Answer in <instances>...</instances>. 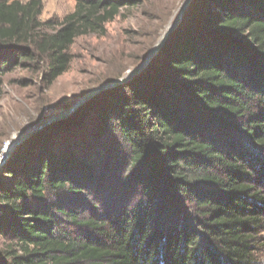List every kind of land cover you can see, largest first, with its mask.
I'll use <instances>...</instances> for the list:
<instances>
[{
  "label": "trees",
  "instance_id": "obj_1",
  "mask_svg": "<svg viewBox=\"0 0 264 264\" xmlns=\"http://www.w3.org/2000/svg\"><path fill=\"white\" fill-rule=\"evenodd\" d=\"M140 2L74 0L49 33L40 0H0V79L32 68L52 84L76 37L104 34ZM106 95L98 116L120 142L113 171L97 151L56 142L78 115L32 136L0 168V264H258L264 0H193L149 66ZM117 173L137 200L95 207L91 195Z\"/></svg>",
  "mask_w": 264,
  "mask_h": 264
},
{
  "label": "rangeland",
  "instance_id": "obj_2",
  "mask_svg": "<svg viewBox=\"0 0 264 264\" xmlns=\"http://www.w3.org/2000/svg\"><path fill=\"white\" fill-rule=\"evenodd\" d=\"M16 1L25 3L29 0ZM183 1L141 0L132 8L121 9L119 16L105 25L104 34L76 37L67 50L70 55L67 70L50 85L43 80L39 70L32 68H15L4 74L0 79V159L7 145L31 128L66 111L93 89L125 77L159 41ZM40 2L39 20H51L53 24L47 31L58 32L63 27L60 24L64 18L73 12L74 0ZM110 90L97 94L69 116L46 125L32 136L78 115V125L60 131L56 142L62 143L63 147H88L91 152L97 151L95 160L113 171L116 164L111 155L114 157L119 151L120 142L117 136L104 128L98 116L103 105L101 99L106 98ZM100 170L102 174L106 171L103 167ZM109 181L99 190L97 197L91 195V203L95 207L99 205V209H104V206H117L122 202L137 200L136 192L124 187L118 173L110 174ZM260 236L264 237V232ZM5 244L4 239L0 238V249ZM257 260L258 264H264V253Z\"/></svg>",
  "mask_w": 264,
  "mask_h": 264
},
{
  "label": "water",
  "instance_id": "obj_3",
  "mask_svg": "<svg viewBox=\"0 0 264 264\" xmlns=\"http://www.w3.org/2000/svg\"><path fill=\"white\" fill-rule=\"evenodd\" d=\"M193 0H184L177 11L175 17L170 21L168 26L165 29V32L159 39V41L149 50L145 58L135 67L133 68L125 77L110 82L106 85H102L100 87H97L93 89L91 92H89L87 95H85L83 98H81L79 101L74 103L70 108H68L66 111L52 116L49 119L45 120L41 124L31 128L28 130L25 134H23L21 137H19L17 140L9 143V149L6 153H4L3 157L0 159V168L4 164V162L11 156V154L20 146L22 145L26 140H28L34 133L39 131L40 129L44 128L46 125H49L51 123H54L56 121H59L62 118H65L72 114L77 108H79L82 104L93 98L99 93H102L104 91H107L109 89H113L117 86L123 85L128 83L129 81L133 80L137 75L142 73L149 64L153 61L155 56L158 54V52L161 50V48L164 46L165 42L167 41L168 37L171 33H173L181 24L183 17L191 5Z\"/></svg>",
  "mask_w": 264,
  "mask_h": 264
},
{
  "label": "bare ground",
  "instance_id": "obj_4",
  "mask_svg": "<svg viewBox=\"0 0 264 264\" xmlns=\"http://www.w3.org/2000/svg\"><path fill=\"white\" fill-rule=\"evenodd\" d=\"M8 149H9V145H7L6 150H4V153H6Z\"/></svg>",
  "mask_w": 264,
  "mask_h": 264
}]
</instances>
